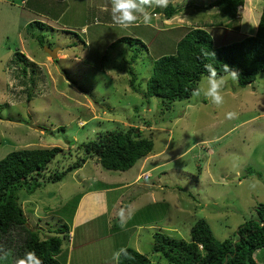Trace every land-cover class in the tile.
<instances>
[{
	"label": "rangeland",
	"instance_id": "obj_1",
	"mask_svg": "<svg viewBox=\"0 0 264 264\" xmlns=\"http://www.w3.org/2000/svg\"><path fill=\"white\" fill-rule=\"evenodd\" d=\"M214 1L173 0L180 12L172 20H164L165 8H155L149 25L122 28L111 20L110 0H0V161L20 148L61 147L68 151L63 163H76L81 156L67 140L87 141L120 127H136L154 142L150 156L129 171L105 170L90 158L60 182L20 192L28 224L46 238L65 223L75 228L72 214L85 192L120 187L103 195L107 214L76 231L75 245L83 246L71 253L65 245L63 264H117L113 254L122 247L146 255L151 264H169L153 252L156 233L189 242L193 226L205 220L224 241L264 204V73L246 88L228 78L221 106L203 95L167 106L130 87L126 59L136 50L132 66L145 91L154 62L174 55L191 29L207 25L215 48L256 34L263 0H245L232 28L217 8H207ZM37 21L51 28L30 30ZM125 37L141 40L144 48L117 42ZM46 48H61L58 58ZM18 52L34 64L26 73L15 60ZM199 86H207L206 77ZM228 112L238 118L227 119ZM115 205L131 210L123 228L112 216ZM3 254L0 264H14L13 254L12 261Z\"/></svg>",
	"mask_w": 264,
	"mask_h": 264
},
{
	"label": "trees",
	"instance_id": "obj_2",
	"mask_svg": "<svg viewBox=\"0 0 264 264\" xmlns=\"http://www.w3.org/2000/svg\"><path fill=\"white\" fill-rule=\"evenodd\" d=\"M244 4L245 0H217L207 8H217L218 14L223 16V21L227 22L226 26L232 28L239 18V8ZM163 10L166 21L180 12L171 3ZM35 26L41 31L51 28L39 21L30 24L28 28L33 30ZM217 26L223 27L224 23ZM206 27L191 29L178 43L174 55L159 58L154 62L153 73L147 81L145 91L139 88L141 84L138 83V76L132 66L139 58V52L136 50L129 56V61L126 59L132 78L131 89L148 99L158 97L164 104L171 106L175 102L192 98L193 89L207 76L203 67L206 63L212 64L218 74L222 75H227L224 73V65L237 70V82L241 88L253 84L258 76L264 73V0L255 35L215 48L213 37ZM32 37L44 40L41 34L32 33ZM82 42L83 47L87 48V42ZM117 42L129 45L132 50H135L137 45L144 48V43L135 38L125 37ZM205 52L215 53V56L205 57ZM15 60L17 64H24L25 73L29 66H34L21 52L16 54ZM85 66L87 67L86 64ZM67 77L74 80V84H78L70 74ZM2 109L0 106V119H3ZM67 141L72 148L77 149L74 152L81 156L76 163H63L62 159L67 158L68 151L61 147L20 148L0 161V256L7 253L12 261L13 254L14 264L26 252H34L42 264H63L62 256L67 252L65 245H70L71 241L68 223H65L64 227H57L54 232L50 230L51 235L46 238L42 235V229L34 230L30 227L20 203L19 194L22 190H27L30 194L47 183L60 182L68 173L85 165L90 158L97 159L105 170L126 172L150 156L154 150L153 140L144 136L136 127L102 131L87 141ZM55 163H61L62 171L61 168L52 169L50 165ZM154 240L153 252L161 258H166L169 264H263L264 204L256 208L253 219L243 224L233 237L224 241L215 238L211 226L205 220H199L193 226L189 242L160 232L154 235ZM126 249L129 256L122 255L119 264H151L146 255L132 248Z\"/></svg>",
	"mask_w": 264,
	"mask_h": 264
},
{
	"label": "clouds",
	"instance_id": "obj_3",
	"mask_svg": "<svg viewBox=\"0 0 264 264\" xmlns=\"http://www.w3.org/2000/svg\"><path fill=\"white\" fill-rule=\"evenodd\" d=\"M172 2L173 0H110L111 20L115 25L122 28L136 26L139 22L149 25L152 21V13L149 10L155 8H167ZM59 54L60 52L58 51V55ZM204 55L205 57L209 55L214 57L215 53L205 52ZM203 67L207 72V86H197L193 89L192 96L200 97L203 95L213 105L221 106L224 103V96L222 92L226 86L227 79L231 78L232 80H236L239 78V73L237 70L229 68L228 65H224V73L227 75L218 74L217 69L210 63L204 64ZM226 118L229 120L238 118V113L228 112L226 113ZM130 218V208H121L119 210L118 219L121 228L126 226L127 220ZM70 239L72 241V236H70ZM122 255L125 257L129 256L126 248L122 247L118 251L114 252L113 259L117 261V264H119V260ZM15 264H42V262L34 252H26L23 257L18 258L15 261Z\"/></svg>",
	"mask_w": 264,
	"mask_h": 264
},
{
	"label": "crops",
	"instance_id": "obj_4",
	"mask_svg": "<svg viewBox=\"0 0 264 264\" xmlns=\"http://www.w3.org/2000/svg\"><path fill=\"white\" fill-rule=\"evenodd\" d=\"M137 181H140V179ZM119 188L120 187H113V188L100 187L99 189L89 190L82 195L80 201L76 205L75 211L72 214V224H75V228H73V225L71 226L70 236H72V241L70 243V248H69V250L72 251L71 253L75 251L76 247L83 246V244L80 243H78V245H75L76 231L81 229L85 225L95 221L99 217L101 218L103 217V215L107 214L109 206L105 202L103 195L109 191H116ZM118 207L119 205L114 206V211L112 213L113 214L112 216L116 215L118 217V212H117L119 210ZM109 214H111V211L109 212ZM73 230L75 231V234ZM88 239L90 242L91 238ZM71 253L69 254L68 257L71 256Z\"/></svg>",
	"mask_w": 264,
	"mask_h": 264
},
{
	"label": "water",
	"instance_id": "obj_5",
	"mask_svg": "<svg viewBox=\"0 0 264 264\" xmlns=\"http://www.w3.org/2000/svg\"><path fill=\"white\" fill-rule=\"evenodd\" d=\"M47 52L50 54V56L54 59H56L58 57V51H60V48H55L53 50L46 48ZM39 128V127H38ZM42 129V128H39Z\"/></svg>",
	"mask_w": 264,
	"mask_h": 264
}]
</instances>
